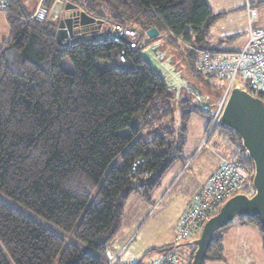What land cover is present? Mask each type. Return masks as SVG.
<instances>
[{
    "label": "trees",
    "instance_id": "trees-1",
    "mask_svg": "<svg viewBox=\"0 0 264 264\" xmlns=\"http://www.w3.org/2000/svg\"><path fill=\"white\" fill-rule=\"evenodd\" d=\"M54 1L44 5L49 9ZM70 1L108 26L134 29L141 48L159 41L213 100L221 96L224 83L196 67L197 54L238 48L225 49L224 40L211 43L210 27L223 13H213L206 0ZM32 12L25 0H10L1 13L9 38L0 44V194L104 252L120 229L129 196L149 201L170 166L186 164L188 122L193 114L205 118L206 134L210 113L190 97L177 99L127 43L103 33L95 39L76 36L64 46L55 37L57 22L29 18ZM151 28L158 33L152 39L146 34ZM65 57L73 71L61 68ZM100 60L113 64L101 70ZM123 129L127 133L119 134ZM206 143L228 158L244 153L238 135L220 124ZM117 156L122 167L108 169ZM236 218L255 224L264 241L258 217ZM217 233L204 261L222 259ZM63 241L0 199V264H10L2 249L14 264H104ZM194 250L192 242L179 250L183 264L191 263Z\"/></svg>",
    "mask_w": 264,
    "mask_h": 264
},
{
    "label": "rangeland",
    "instance_id": "rangeland-1",
    "mask_svg": "<svg viewBox=\"0 0 264 264\" xmlns=\"http://www.w3.org/2000/svg\"><path fill=\"white\" fill-rule=\"evenodd\" d=\"M210 1L215 8H218V3H221V0ZM235 1L237 2L238 0ZM25 5L27 6V9L32 11V9L34 10L36 8L37 1L29 0L28 5ZM254 6L256 7V11L259 10V14L261 11H264V6L260 9L258 8L260 6L259 3H255ZM234 17L235 16H233V18ZM45 18L47 20V17ZM230 19L232 18L228 17L218 22L217 24H215L214 29H216L217 31L224 32L226 30V27L234 24V22ZM234 25L237 27L239 23H237L235 20ZM106 30L107 25L106 23H103L102 32L106 33ZM142 40V42H144L143 37ZM243 42L244 38L241 26L239 27L238 33L237 35H235L234 38L226 40L228 47L239 46ZM161 50L165 52V57L171 58L170 64L174 65L176 70H178L179 72L176 77L177 79L181 80V83L178 86L180 91L176 98L178 99L181 95L190 97L197 103V105L201 109H204L210 113V110L213 108V106L216 104L220 97H218L216 100H213L212 96L209 95L206 89H204V87L198 82L192 80V78L189 77L187 71H185L183 67H180L179 64L181 62L179 56H177L175 53L171 54L168 51L166 52L163 46H160V51ZM112 64L113 62L108 60H100L96 62V65L101 70L109 68L110 66H112ZM60 66L65 71H73L72 63L67 57L62 58L60 60ZM182 81H184V83H182ZM206 122L207 120L205 118L194 114L192 115L190 121L188 122L187 143L183 151V154L188 158V161L186 162V164H183L180 161L174 162L166 171V173L162 176L160 184L156 186L150 193V197L153 198L154 201V204L152 203L153 205L146 204L145 206H139L138 202H134V200H130L126 204L121 220L120 229L115 234V236H113V238L108 242L106 250L104 252L96 251L90 248L88 245L77 241L73 235V231L65 232L61 230L59 227L49 222L45 218L39 216L31 210H28L27 208L19 205L18 203H15L14 201L8 199L7 197L1 194L0 199L11 206H14L20 212L26 214L28 217L32 218L42 226L52 230L53 232L61 236L64 240L63 246L68 243H75L82 250L90 253L95 258L101 260L104 264H112L113 262V264H142L146 260H148V257L156 253V249L152 250L153 247L155 248L157 245L161 246L166 244H173L175 234L173 229L174 221L179 211V202L181 201V198H184V196H182V192L179 193V191L182 185H186V187L192 186L194 182L198 180V178H201L203 176L208 165L210 164V160L212 161V159H215V156L210 152L206 151L204 148L210 147L209 145H201L197 151H194L198 144L202 143L203 141V138L205 136L204 132ZM118 133L125 134L127 133V131L123 129L119 130ZM208 141L209 139L207 140V143ZM219 146L221 150H224L222 145ZM218 151L220 152V150ZM218 155L220 154L218 153ZM122 164L123 163L121 157L117 156L108 166V169L112 166H117L121 168ZM183 165V173L177 172V170ZM172 174H175L173 176L174 178L172 177ZM170 177L172 178L168 183V179ZM165 187L169 188L167 192ZM163 189L165 191L162 193V195L165 192V194H167L169 191L170 192L165 197V199H163V202L160 203L162 195L159 199H157L154 193L155 191L159 192ZM96 191L97 187L94 189V194L96 193ZM250 193L251 191L248 192V194ZM133 195H136V193H133ZM171 198L172 204L170 206H167L168 204L166 202H169ZM220 205L218 206V208L220 207ZM144 207L146 208V212L148 210L149 212L147 213V215H145L144 218H141V215L144 213L142 208ZM217 210L215 212H217ZM225 227L219 229L217 231L218 233L216 232L217 235H219V233H223L226 229ZM175 229L177 230V227ZM191 241H194V239H191ZM229 244L232 245V241H226L225 246L227 247V249ZM168 245L163 248L168 247ZM262 247L264 248V243ZM2 251L9 263L14 264L7 252L4 249H2ZM54 264H57V261H55ZM203 264H264V256H261V253H258L257 251H251L250 253L233 252V247L231 248V250L229 247V252H222V259L214 261L207 259L204 261Z\"/></svg>",
    "mask_w": 264,
    "mask_h": 264
},
{
    "label": "built area",
    "instance_id": "built-area-1",
    "mask_svg": "<svg viewBox=\"0 0 264 264\" xmlns=\"http://www.w3.org/2000/svg\"><path fill=\"white\" fill-rule=\"evenodd\" d=\"M44 2L45 0H37V6L29 18L42 20L47 17L50 8ZM9 4L10 0H0V13L6 12ZM244 6L248 25L244 44L232 52L199 51L196 57V67L203 72L215 73L225 86L219 100L210 110L209 126L201 143L203 146L206 145L208 134L219 124L224 105L234 86L237 85L257 97L260 95L259 98L264 100V27L253 26L257 11L251 2L246 0ZM105 36L114 40L126 38L129 49H141L137 43L139 34L132 28L112 24ZM120 59L126 60L123 54ZM245 158L248 156L244 152L241 156L235 155L221 160L219 167L194 194L191 204L181 216L173 246L159 251L146 264H183L179 250L184 248L185 243H193L191 239L199 236L204 222L216 213L218 206L237 193H245L246 187L250 186L252 189L253 167L245 162Z\"/></svg>",
    "mask_w": 264,
    "mask_h": 264
},
{
    "label": "water",
    "instance_id": "water-1",
    "mask_svg": "<svg viewBox=\"0 0 264 264\" xmlns=\"http://www.w3.org/2000/svg\"><path fill=\"white\" fill-rule=\"evenodd\" d=\"M47 21L57 22L56 40L67 46L76 36L89 35L90 39L102 36L103 20L81 10L78 4L56 0L47 14ZM152 39L157 36L154 28L146 31ZM121 41L127 43L126 38ZM160 42H153L139 51V55L166 83L167 89L178 96L180 79L171 58L160 51ZM184 83V81H182ZM184 85V84H183ZM177 88V90H176ZM221 126L234 131L253 167L252 192L237 193L226 199L217 212L203 224L199 236L194 239L195 250L190 264H203L214 233L227 226L236 217H258L264 229V100L247 90L234 86L224 105Z\"/></svg>",
    "mask_w": 264,
    "mask_h": 264
},
{
    "label": "crops",
    "instance_id": "crops-1",
    "mask_svg": "<svg viewBox=\"0 0 264 264\" xmlns=\"http://www.w3.org/2000/svg\"><path fill=\"white\" fill-rule=\"evenodd\" d=\"M28 1L29 0H25V4L28 5ZM37 1V0H36ZM252 4V6L254 8H256L254 6L255 3H259L260 6L258 7L259 9L261 7L264 6V0H249ZM206 2L208 3V5L210 6L211 10L213 11V13H223L222 18H218L217 21L215 23H213V25L210 27V38H211V43H218L222 40H224V42L222 43V47H225V49H236V48H240L245 40H246V33H247V12L245 10V0H238L237 2L235 0H221V3H218V8H215L213 6V4L211 3L210 0H206ZM259 10H257V17L256 20L253 23V26L256 28H262L264 27V11H261L260 14L258 12ZM233 16H235L233 18ZM231 17L232 19H230L231 21L234 22L235 24V20L237 23H239V25H237V27L232 24L229 25L228 27H226V30L224 32L222 31H217L215 28V24H217L218 22L222 21L225 18ZM241 26L242 28V34H243V38H244V42L239 45V46H235V47H228L226 40L228 39H232L235 37V35H237L239 27ZM108 25H107V29H108ZM107 31V30H106ZM105 34V33H104ZM9 38V26L7 23V18L4 14L0 13V44H2L4 41H6ZM201 143L198 144V146L195 148L194 151H197L198 148H200ZM206 151L210 152L211 154H213L215 156V159H212V161L210 160V164L208 165L205 173L203 174V176L201 178H198V180H196L194 182V184L190 187H186V185H182L179 193L182 192V196H184V198H181V201L179 202V211L175 217V221H174V233H176V227L179 224L180 218L181 216L186 212V210L188 209L189 205L191 204L192 198L194 196V194L201 188L204 186V184L206 183L209 175L211 173H213L220 165L221 160L223 158H228V156H225L224 154L220 153L218 150L211 148L210 147H204ZM218 153L220 155H218ZM227 155H229V153H226ZM189 166V164H188ZM187 166V167H188ZM184 165L179 168L177 170V172H182L184 170ZM183 173V172H182ZM181 173V174H182ZM175 174H172V177ZM170 177L168 179V183L170 182L171 178ZM174 178V177H173ZM167 183V184H168ZM166 184V185H167ZM168 186V185H167ZM166 188V192L169 189L168 187ZM165 190L163 189L162 191L156 192L155 191V197L157 199L160 198V196L162 195V193ZM165 192V193H166ZM170 192V191H169ZM168 192V193H169ZM163 194L162 195V199L160 201V203L163 202V199H165V197L168 195L167 194ZM141 198V199H139ZM130 200H134V202H138L139 206H145L146 204L149 205H153L154 201L153 198L150 197V200H146L145 198L141 197L140 195H130L126 204L130 201ZM153 203V204H152ZM159 203V204H160ZM168 205L170 206L172 204V198L169 200V202H166ZM125 204V206H126ZM125 208V207H124ZM143 209V214L141 215V218H144L145 215H147V213L149 212V210L146 212V208H142ZM225 231L223 233H219L221 240H222V244H223V252L227 251L229 252V247L230 250L233 247V252H238V253H242V252H251V251H257L258 253H261V256H264V248L263 246V235L262 233L258 230L257 226L253 223L250 222H245V221H241L237 218H235L231 223H229L226 227H225ZM118 232V231H117ZM115 236V235H114ZM175 237V234H174ZM232 241V245L229 244L228 245V249L225 246L226 241ZM123 243V242H122ZM173 243H174V239H173ZM166 245H157L155 248L153 247V249H156V253L152 254L150 257H148L144 263L142 264H146L149 261H151L152 259H154L159 251L162 250L163 247L167 246ZM170 245V244H169ZM172 244L166 248L171 247ZM157 254V255H156ZM214 261V260H211Z\"/></svg>",
    "mask_w": 264,
    "mask_h": 264
},
{
    "label": "clouds",
    "instance_id": "clouds-1",
    "mask_svg": "<svg viewBox=\"0 0 264 264\" xmlns=\"http://www.w3.org/2000/svg\"><path fill=\"white\" fill-rule=\"evenodd\" d=\"M55 1H56V0H55ZM71 3H72V2H71ZM106 32H107V31H106ZM102 33H103V32H102ZM157 42H159V41H157ZM141 49H142V48H141ZM141 49H140V50H141ZM140 50H138V51H140ZM251 192H252V190H251ZM193 245H194V244H193Z\"/></svg>",
    "mask_w": 264,
    "mask_h": 264
}]
</instances>
